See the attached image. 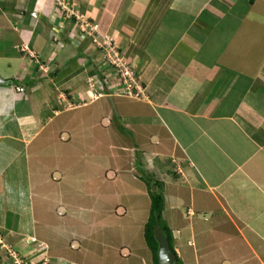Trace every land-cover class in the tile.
Wrapping results in <instances>:
<instances>
[{"label": "crops", "instance_id": "crops-1", "mask_svg": "<svg viewBox=\"0 0 264 264\" xmlns=\"http://www.w3.org/2000/svg\"><path fill=\"white\" fill-rule=\"evenodd\" d=\"M66 1L112 37L146 97L118 92L102 50L56 0H0L3 246L24 264H154L143 236L115 239L107 261L98 244L87 245L97 233L82 228L84 221L70 233V223L56 222L53 230L56 224L37 214L31 159L39 146L31 145L63 127L117 160L131 151L148 167L169 203L162 213L182 264H264V12L258 0ZM90 82L103 90L95 99ZM68 111L61 125L52 123ZM9 125L14 130L6 131ZM20 190L24 211L16 215ZM49 230L65 233L66 241L52 242L42 234ZM1 247L0 264H14ZM120 247L130 259H120Z\"/></svg>", "mask_w": 264, "mask_h": 264}, {"label": "rangeland", "instance_id": "rangeland-1", "mask_svg": "<svg viewBox=\"0 0 264 264\" xmlns=\"http://www.w3.org/2000/svg\"><path fill=\"white\" fill-rule=\"evenodd\" d=\"M257 7L262 8L264 12V0H258ZM90 83L88 84L91 91L90 98L95 99L102 95L103 90H98L94 82ZM69 114L70 111L62 113L52 123L61 125V121ZM11 127L12 125L7 126L6 131L14 130ZM45 133V137L41 135L40 139H36L35 141H38L31 145L34 146L32 150L36 148L38 150V146L39 151L41 150V152L34 153V158L31 159L33 161L32 176L36 182V185L33 186L38 193L36 198L39 202L37 207L39 209L36 208L37 214L46 217L50 226L56 224L55 227H57L58 223L59 226H65L67 222L70 223L68 226L70 233H74L76 228L72 225H76L79 220L84 221L82 228L85 227L87 232L91 230V233H97V237L92 238L87 242V245H93V248L98 244L96 252L100 257H105L107 261L112 257L108 250L116 248V244L113 242L115 239L130 240L132 235H134L133 238L136 236L138 239L142 238L143 222L148 217L150 207V196L146 182L145 187L142 184V186L137 185L138 181L144 180L142 177L149 175L148 167L143 166L141 161H137L131 151L119 160L111 153L101 152L103 146L98 149L90 140L86 142L80 137L79 131L72 133L60 127L56 129V134H53V137L49 139L48 132L45 131ZM0 143L4 144V141H0ZM10 150L8 147L7 151ZM23 154L22 152L21 156ZM20 166L23 164L18 165L17 168L18 183L22 182L19 181L22 178ZM132 173L136 176L132 179L137 182V185L132 183L130 178ZM15 192L17 191H13V193ZM23 197L20 190V195L14 199V208L16 209L13 212L16 215L19 214L18 211L21 210V213L24 211V206L21 203ZM168 206L169 203L163 204V207L168 208ZM164 214L162 213L164 222L171 226ZM12 215V213L8 215V220L12 221L11 219L15 218ZM135 215L142 217L135 219ZM41 227L44 228V226H40V229H42ZM58 228L52 229L58 230ZM53 230L42 232V234L48 236L56 244L66 241L65 233L56 237ZM142 242L145 241L142 240ZM0 247L7 253L15 252L10 247L3 246L2 242H0ZM117 250L121 256L120 259L131 258V256L124 257L129 254L127 248L120 247ZM78 252L81 253V250ZM81 254L83 255V253ZM17 258L24 264L22 258ZM123 263L126 264L125 261Z\"/></svg>", "mask_w": 264, "mask_h": 264}, {"label": "built area", "instance_id": "built-area-1", "mask_svg": "<svg viewBox=\"0 0 264 264\" xmlns=\"http://www.w3.org/2000/svg\"><path fill=\"white\" fill-rule=\"evenodd\" d=\"M60 11L65 17L73 18L78 22L79 29L92 38L95 46L102 50L105 61L115 71L118 79V92L129 97H146L142 86L138 82L136 71L132 65L124 59L119 51L116 43L111 36L101 34L98 30L97 24L90 21L84 15L80 14L74 7L66 0H56ZM9 254L14 257L15 264H23L18 261V256L15 252Z\"/></svg>", "mask_w": 264, "mask_h": 264}, {"label": "trees", "instance_id": "trees-1", "mask_svg": "<svg viewBox=\"0 0 264 264\" xmlns=\"http://www.w3.org/2000/svg\"><path fill=\"white\" fill-rule=\"evenodd\" d=\"M252 1V0H250ZM146 173V172H145ZM148 173V172H147ZM146 173V174H147ZM148 186V192L150 196V207L148 211L147 220L143 227V237L146 245L152 253V259L154 264H158V242L157 237L160 234H164L172 249L171 243V230L169 226L164 222L163 211V194L161 184L154 181L150 175L142 177ZM154 181V182H153ZM158 186V187H157ZM158 188V189H157ZM174 255V264H182L181 260L177 257L175 251L172 249Z\"/></svg>", "mask_w": 264, "mask_h": 264}, {"label": "water", "instance_id": "water-1", "mask_svg": "<svg viewBox=\"0 0 264 264\" xmlns=\"http://www.w3.org/2000/svg\"><path fill=\"white\" fill-rule=\"evenodd\" d=\"M0 82H4L0 78ZM158 242V264H174V255L172 249L164 234H160L157 238Z\"/></svg>", "mask_w": 264, "mask_h": 264}, {"label": "clouds", "instance_id": "clouds-1", "mask_svg": "<svg viewBox=\"0 0 264 264\" xmlns=\"http://www.w3.org/2000/svg\"><path fill=\"white\" fill-rule=\"evenodd\" d=\"M95 23V22H94ZM90 37V36H89ZM91 38V37H90ZM91 40H92V38H91ZM93 42V41H92ZM94 43V42H93ZM91 84V83H90ZM17 90L18 91H21L22 90V87H17ZM103 94V93H102ZM144 181V180H143ZM145 182V181H144ZM163 204H164V196H163ZM163 212V211H162ZM147 220V219H146ZM158 238V237H157ZM12 256V255H11ZM14 258V257H13ZM15 264V263H14Z\"/></svg>", "mask_w": 264, "mask_h": 264}]
</instances>
